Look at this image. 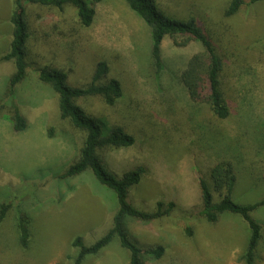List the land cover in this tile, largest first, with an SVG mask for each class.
Returning <instances> with one entry per match:
<instances>
[{
	"label": "rangeland",
	"instance_id": "374dc122",
	"mask_svg": "<svg viewBox=\"0 0 264 264\" xmlns=\"http://www.w3.org/2000/svg\"><path fill=\"white\" fill-rule=\"evenodd\" d=\"M230 1L156 0L173 18L193 16L219 46L230 116L218 120L206 106L190 101L179 79L200 46L177 48L164 38V68L156 74L150 30L124 0H102L88 28L80 25L69 6L58 10L0 0V204L10 205L0 228V264H73L76 237L91 245L112 227L117 210L112 192L90 173L58 179L77 159L83 133L61 119L57 95L38 81L37 74L53 66L67 73L68 85L84 86L100 61L108 64V77L119 81L123 98L114 107L99 97L83 98L79 105L109 125H121L136 139L131 148L102 152V161L117 176L145 168L128 192L127 200L135 208L153 212L162 203L165 211L173 204L167 214L149 223L125 221L142 250L165 249L159 260L143 254L145 264H245L246 222L225 212L209 224L197 214V176L210 182V169L220 161L234 166L233 202L249 205L264 199V1L243 0L237 14L226 16ZM13 12L24 13L29 32L28 75L16 86L13 102L27 121L21 133H14L6 119L12 114L6 87L14 65L1 59L12 41ZM212 202H219L215 193ZM21 214L30 222L27 249L18 244L16 219ZM252 218L262 228L255 264H264V206ZM81 264H129V253L115 238Z\"/></svg>",
	"mask_w": 264,
	"mask_h": 264
},
{
	"label": "trees",
	"instance_id": "16d2710c",
	"mask_svg": "<svg viewBox=\"0 0 264 264\" xmlns=\"http://www.w3.org/2000/svg\"><path fill=\"white\" fill-rule=\"evenodd\" d=\"M22 1L26 4L58 10L66 6L72 7L75 9L80 25L88 28L96 16L95 7L102 0H16V6H21ZM124 1L150 30V58L156 74L164 68L162 58L164 38L170 39L173 46L177 48L186 47L191 43L200 46V50L189 58L181 71L180 82L191 102L206 106L218 120L229 118V103L222 87L224 61L211 33L200 26L193 16L180 20L167 15L159 8L156 0ZM261 1L264 0H249V4ZM243 5V0H231L225 11L226 16L237 14ZM10 21L13 26L12 41L9 52L1 58L3 61H12L14 65V72L9 76L6 87V99L10 103L12 114L6 119L10 122L14 133H21L26 130L27 121L13 102L16 86L28 75L25 57L29 32L23 12H13ZM109 71L105 61L98 62L89 83L78 87L68 85L67 73L56 67L51 66L37 72L38 81L57 95L61 119L68 120L74 129L83 133L77 159L58 176V179L65 181L90 173L99 186L113 193L114 204L117 207L112 219V227L100 239L91 245H85L81 237L74 239L72 246L78 249V253L73 264H81L86 256L98 254L115 238L118 239L120 246L128 251L129 264H145L143 254L159 260L165 252V249L160 246L142 250L130 237L125 221L130 218L149 223L167 214V211L173 208V204H169L165 211L162 210V203H158L153 212L135 208L127 200L128 192L131 187L139 183L145 168L139 166L117 176L106 168L101 158L104 151L133 147L135 137L121 125H109L105 119L91 116L79 105V100L83 98L99 97L107 107H114L123 98L119 81L109 78ZM2 108L3 105H0V112ZM209 179L210 182H207L204 177L197 176L196 181L199 187L197 214L209 224H215L220 215L225 212L240 216L249 228V239L242 259L245 264H255L256 250L262 238V228L252 218V213L264 206V199L249 205H240L232 201L231 193L236 182V175L234 166L229 161H220L213 165L209 172ZM213 193L219 196V202L216 204L212 202ZM9 207L10 205L0 204V228ZM29 225L30 222L25 215L21 214L17 217L18 244L22 249H27L30 243ZM186 232L191 235L190 228H187Z\"/></svg>",
	"mask_w": 264,
	"mask_h": 264
}]
</instances>
